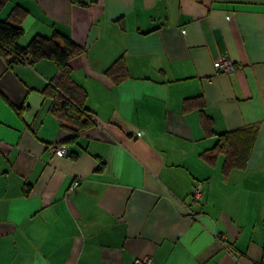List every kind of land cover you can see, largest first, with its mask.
<instances>
[{"label":"crops","instance_id":"obj_1","mask_svg":"<svg viewBox=\"0 0 264 264\" xmlns=\"http://www.w3.org/2000/svg\"><path fill=\"white\" fill-rule=\"evenodd\" d=\"M16 5L18 45L84 49L71 76L96 124L68 141L43 93L55 62L0 53V264H264V0H6L0 21ZM226 132L227 170L206 152Z\"/></svg>","mask_w":264,"mask_h":264},{"label":"trees","instance_id":"obj_2","mask_svg":"<svg viewBox=\"0 0 264 264\" xmlns=\"http://www.w3.org/2000/svg\"><path fill=\"white\" fill-rule=\"evenodd\" d=\"M5 3L6 0H0V9L4 7ZM26 15L27 11L16 5L7 19L0 21V53L6 57L10 56L11 51H14L25 59L28 66H32L43 59L55 62L57 73L43 93L52 101L51 113L60 121L62 128L71 134L68 141H73L80 131L96 124L94 116L86 107V90L76 83L71 76L72 61L78 58L84 49L70 38L56 31L50 37L36 35L25 47L18 45V40L24 33L22 21ZM106 74L112 76L116 83L123 81L127 76L125 65L121 60L112 64L106 70ZM209 131L214 133L211 128ZM234 134L237 133L219 134L216 146L206 151L212 154H224L226 170L235 166L233 156L236 151L232 144Z\"/></svg>","mask_w":264,"mask_h":264},{"label":"built area","instance_id":"obj_3","mask_svg":"<svg viewBox=\"0 0 264 264\" xmlns=\"http://www.w3.org/2000/svg\"><path fill=\"white\" fill-rule=\"evenodd\" d=\"M10 57L11 59H14L17 61L16 63L27 65L28 63L25 61V59L17 54L16 52H10ZM236 69V65L226 56L220 57L216 63H215V70L217 74L220 73H227V72H232ZM50 151L54 153L58 157H67L71 155V150L69 147L65 144H54L51 145ZM80 184V180L76 179L71 186V189L74 190L78 187ZM192 199H193V204L200 203L203 199V184L202 183H197L194 188H193V193H192ZM192 218L197 217L196 214H191ZM132 264H155L153 259L149 256H143L140 258H136Z\"/></svg>","mask_w":264,"mask_h":264}]
</instances>
